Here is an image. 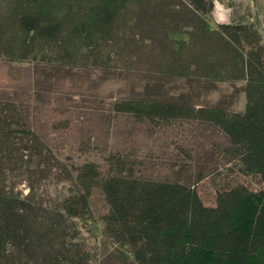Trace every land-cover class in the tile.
<instances>
[{"label":"trees","instance_id":"obj_1","mask_svg":"<svg viewBox=\"0 0 264 264\" xmlns=\"http://www.w3.org/2000/svg\"><path fill=\"white\" fill-rule=\"evenodd\" d=\"M21 1L31 7L16 18L21 51L43 66L123 56L190 80L195 68L214 73L224 52V80L242 81L244 107H198L195 117L217 127L225 152L264 184V35L255 12L212 29L215 0H131L132 19L124 13L130 0H64V14L53 10L58 0ZM113 109L148 133L192 116L185 102L160 93L121 98ZM104 158V169L64 162L29 126L22 103L0 99V264H264V185L229 186L206 205L181 169L159 178L135 152ZM77 178L98 181L108 204L101 220L113 246L101 256L82 234L94 219Z\"/></svg>","mask_w":264,"mask_h":264},{"label":"rangeland","instance_id":"obj_2","mask_svg":"<svg viewBox=\"0 0 264 264\" xmlns=\"http://www.w3.org/2000/svg\"><path fill=\"white\" fill-rule=\"evenodd\" d=\"M128 2L131 5L124 13L132 19L138 7ZM216 6L209 21L212 29L217 22L230 21L232 14L247 9L255 12L253 0H216ZM29 9L21 0H0V99L22 103L29 126L60 159L74 164L94 162L104 169L108 150L135 152L149 175L162 178L181 169L183 181L195 187L206 205H215L218 191L229 186L262 188L258 176L243 173L238 160L225 152L222 132L195 117L198 107L219 105L237 111L244 107L242 81L224 80V52L214 73L196 65L199 68L190 80L160 76L143 63L126 62L123 56L107 64L87 60L78 67L43 66L34 61L32 52L21 51L25 34L16 18ZM54 9L64 14L66 1L58 0ZM209 44L213 42L202 40L203 46ZM138 93L179 98L192 116L148 133L145 125H136L131 117L113 109L116 100ZM77 184L87 196L94 219L84 224L82 234L88 247L101 256L113 246L101 220L108 204L98 181L77 178Z\"/></svg>","mask_w":264,"mask_h":264},{"label":"crops","instance_id":"obj_3","mask_svg":"<svg viewBox=\"0 0 264 264\" xmlns=\"http://www.w3.org/2000/svg\"><path fill=\"white\" fill-rule=\"evenodd\" d=\"M253 4H254L255 13L258 18L259 29L262 35H264V0H253ZM217 7L218 6H216V0H215L213 14L214 11L218 9Z\"/></svg>","mask_w":264,"mask_h":264}]
</instances>
